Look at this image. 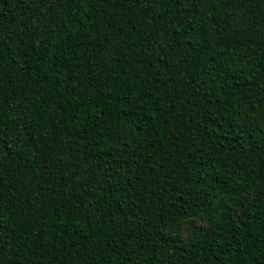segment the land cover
I'll use <instances>...</instances> for the list:
<instances>
[{
	"label": "trees",
	"instance_id": "1",
	"mask_svg": "<svg viewBox=\"0 0 264 264\" xmlns=\"http://www.w3.org/2000/svg\"><path fill=\"white\" fill-rule=\"evenodd\" d=\"M0 264H264V0H0Z\"/></svg>",
	"mask_w": 264,
	"mask_h": 264
}]
</instances>
